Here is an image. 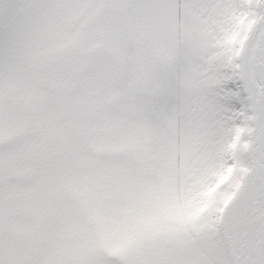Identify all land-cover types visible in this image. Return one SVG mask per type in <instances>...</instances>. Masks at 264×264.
<instances>
[{"label":"snow or ice","instance_id":"1","mask_svg":"<svg viewBox=\"0 0 264 264\" xmlns=\"http://www.w3.org/2000/svg\"><path fill=\"white\" fill-rule=\"evenodd\" d=\"M0 264H264V0H0Z\"/></svg>","mask_w":264,"mask_h":264}]
</instances>
